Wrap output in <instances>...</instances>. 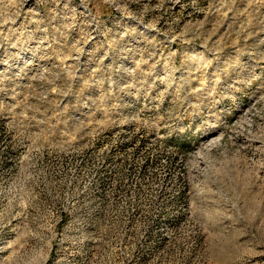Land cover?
Masks as SVG:
<instances>
[{
	"label": "rangeland",
	"instance_id": "obj_1",
	"mask_svg": "<svg viewBox=\"0 0 264 264\" xmlns=\"http://www.w3.org/2000/svg\"><path fill=\"white\" fill-rule=\"evenodd\" d=\"M0 264H264V0H0Z\"/></svg>",
	"mask_w": 264,
	"mask_h": 264
}]
</instances>
